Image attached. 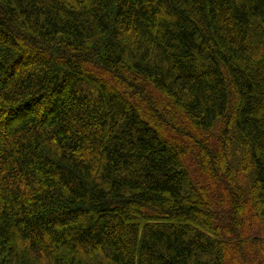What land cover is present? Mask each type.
<instances>
[{"label":"trees","instance_id":"16d2710c","mask_svg":"<svg viewBox=\"0 0 264 264\" xmlns=\"http://www.w3.org/2000/svg\"><path fill=\"white\" fill-rule=\"evenodd\" d=\"M0 264H264V0H0Z\"/></svg>","mask_w":264,"mask_h":264}]
</instances>
